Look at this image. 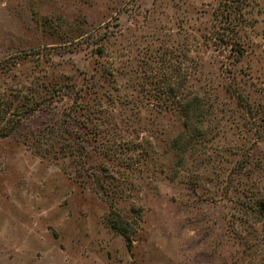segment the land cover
I'll list each match as a JSON object with an SVG mask.
<instances>
[{"label": "rangeland", "instance_id": "374dc122", "mask_svg": "<svg viewBox=\"0 0 264 264\" xmlns=\"http://www.w3.org/2000/svg\"><path fill=\"white\" fill-rule=\"evenodd\" d=\"M236 1L0 0V264H264V0Z\"/></svg>", "mask_w": 264, "mask_h": 264}, {"label": "trees", "instance_id": "16d2710c", "mask_svg": "<svg viewBox=\"0 0 264 264\" xmlns=\"http://www.w3.org/2000/svg\"><path fill=\"white\" fill-rule=\"evenodd\" d=\"M230 1H236V0H230ZM237 3H239L238 1H236V4ZM247 4V0H240V3L237 5V6H232L233 8H231L229 11H228V9H227V12H228V17H227V19L230 21V22H234L235 23V25L236 26H238V25H242V27H243V23H240V21H242V17H243V9H244V7H245V5ZM246 27V26H245ZM242 29V28H241ZM231 31H233V32H231ZM237 31H239V29L238 28H234V25L232 26V29H229L228 28V30H227V32H228V34L227 35H229V32H231V34L234 36V32L236 33ZM232 37V36H231ZM230 36L229 37H227V39H226V45H228V44H232V46H231V50H233V52H234V59L235 60H239L241 57H242V55H243V51L244 50H242L241 48H237L236 46H234V44H236L235 43V40H234V38H231ZM219 41H221L222 43H223V38H221V39H219ZM228 43V44H227ZM188 101V100H187ZM192 101V100H191ZM191 101H188L187 103H186V105L188 106V108L190 109V107H191V105L193 106V104L195 105V102H193V104H192V102ZM187 106H185V107H187ZM184 110L185 111H187V108H184ZM67 135H68V132H67ZM60 139L61 140H63L64 142L65 141H68L67 143V145L64 147L65 149H68V151L71 153V147H73V145L72 144H70L69 142H71V143H73V141L70 139V138H62L61 136H60ZM61 146H59V148H60ZM56 151H58V149L56 150ZM63 153H66L67 155H70L68 152H63ZM81 157H85V156H81ZM85 164V163H84ZM97 167V166H96ZM104 179H99V178H97L96 180H95V182L97 183V184H99V189H101V192L103 193V194H105L104 192H106V189H105V187H104V185H103V183H104ZM111 207V210H112V206H110ZM111 228L113 229V230H115V231H118V232H120L122 235H123V237L128 241V244L127 245H129V235L126 233L127 231H126V228H122V227H120L118 224H117V221L116 222H113V223H111Z\"/></svg>", "mask_w": 264, "mask_h": 264}]
</instances>
